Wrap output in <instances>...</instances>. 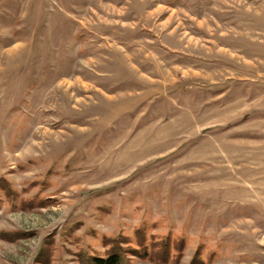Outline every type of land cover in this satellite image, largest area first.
<instances>
[{
    "label": "rangeland",
    "instance_id": "rangeland-1",
    "mask_svg": "<svg viewBox=\"0 0 264 264\" xmlns=\"http://www.w3.org/2000/svg\"><path fill=\"white\" fill-rule=\"evenodd\" d=\"M264 264V0H0V264Z\"/></svg>",
    "mask_w": 264,
    "mask_h": 264
},
{
    "label": "trees",
    "instance_id": "trees-1",
    "mask_svg": "<svg viewBox=\"0 0 264 264\" xmlns=\"http://www.w3.org/2000/svg\"><path fill=\"white\" fill-rule=\"evenodd\" d=\"M120 262L121 259L117 255H114L108 259H102V258L94 259V264H120Z\"/></svg>",
    "mask_w": 264,
    "mask_h": 264
}]
</instances>
